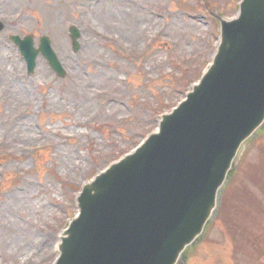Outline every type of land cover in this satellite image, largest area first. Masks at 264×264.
<instances>
[{"label":"rangeland","instance_id":"rangeland-1","mask_svg":"<svg viewBox=\"0 0 264 264\" xmlns=\"http://www.w3.org/2000/svg\"><path fill=\"white\" fill-rule=\"evenodd\" d=\"M240 1L0 0V264H54L81 186L156 131L207 69L219 24L203 5L231 19ZM28 34L35 47L49 35L66 78L40 54L27 73L10 35ZM240 149L215 219L183 264H264V129Z\"/></svg>","mask_w":264,"mask_h":264},{"label":"water","instance_id":"water-1","mask_svg":"<svg viewBox=\"0 0 264 264\" xmlns=\"http://www.w3.org/2000/svg\"><path fill=\"white\" fill-rule=\"evenodd\" d=\"M218 19V49L186 99L83 186L56 264H177L202 233L242 144L264 126V0ZM78 36L72 29L75 50ZM27 40L32 70L38 50ZM40 50L64 76L45 38Z\"/></svg>","mask_w":264,"mask_h":264},{"label":"bare ground","instance_id":"bare-ground-1","mask_svg":"<svg viewBox=\"0 0 264 264\" xmlns=\"http://www.w3.org/2000/svg\"><path fill=\"white\" fill-rule=\"evenodd\" d=\"M9 2H10V0H4V3L5 4H9ZM0 41H2L3 42V40H0ZM0 44H1V42H0ZM6 51H5V48H3V47H0V62L2 61V59H4L5 58V56H7L8 57V55H7V53H5ZM1 69L2 68H4L5 70V72H6V76H11L12 78H13V80L14 81H18V79H16V75L14 74H12V72H14V70L11 72L10 70H11V64L10 63H4V64H2L1 63ZM37 69V68H36ZM35 69V70H36ZM35 72V71H34ZM15 73V72H14ZM73 83H75V82H73ZM76 84H77V81H76ZM23 85H26V83L24 84L23 83ZM29 87H26V88H24V89H28ZM19 95V94H18ZM19 97H20V95H19ZM21 101H23V100H21ZM69 106V105H68ZM68 106L67 107H64V108H68ZM0 126H1V123H0ZM99 173H101V172H99ZM6 209H5V204L4 205H2L1 207H0V213L1 212H3V214L4 215H6L7 213H6V211H5Z\"/></svg>","mask_w":264,"mask_h":264}]
</instances>
